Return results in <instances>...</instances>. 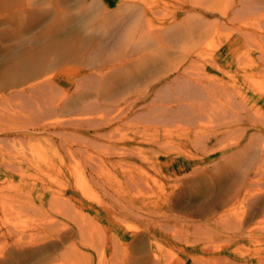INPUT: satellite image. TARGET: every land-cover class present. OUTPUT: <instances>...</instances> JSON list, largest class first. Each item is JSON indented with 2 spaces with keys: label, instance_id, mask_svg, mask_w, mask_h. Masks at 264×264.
<instances>
[{
  "label": "bare ground",
  "instance_id": "6f19581e",
  "mask_svg": "<svg viewBox=\"0 0 264 264\" xmlns=\"http://www.w3.org/2000/svg\"><path fill=\"white\" fill-rule=\"evenodd\" d=\"M156 1L0 0V104H6V108L3 104L4 108L0 107V138L20 142L43 132L49 134L50 145L69 151L86 145L90 128L100 134L105 126L131 116L143 118L140 121L145 129L150 125L165 131L169 121L186 119L193 124V130L187 129L195 133L191 142L196 147L194 152H183L185 161L194 163L186 174L198 177L203 187L195 196L204 197L208 190L219 189L209 202L206 199L204 208L196 210L207 222L193 223V227L212 225L216 230H231L233 241L245 240L252 236L248 233L253 227H248L250 232L246 228L248 221L264 214V93L249 94L243 86L213 87L216 80L208 71L221 63L213 58L209 66L193 74V58L198 53L179 43L187 38L194 43L205 36L207 32L194 20L188 21L205 9L197 11L196 0H181L174 4L178 10L166 17L160 8L170 2ZM242 10L238 5L233 12ZM79 19L84 28L73 33L70 25ZM144 42L150 50L146 51ZM260 62L253 61L252 66L259 68ZM155 85H161L160 89ZM224 94L232 95L223 98ZM6 116L15 118L13 125L1 121ZM208 123L211 131L205 135L201 128ZM217 126H225L226 133L235 126L241 133L236 131L239 137L218 147L224 141L218 138ZM185 137L190 138V134ZM143 141L152 149L151 143H159V138ZM198 148L200 152H196ZM177 152L174 156H182L180 150ZM169 155L162 153L166 158ZM178 179L174 180L176 185ZM260 242L263 246L256 252V264H264V243ZM220 264L246 261L222 259Z\"/></svg>",
  "mask_w": 264,
  "mask_h": 264
},
{
  "label": "rangeland",
  "instance_id": "374dc122",
  "mask_svg": "<svg viewBox=\"0 0 264 264\" xmlns=\"http://www.w3.org/2000/svg\"><path fill=\"white\" fill-rule=\"evenodd\" d=\"M167 1L170 3L160 8L166 17L178 10L181 0ZM246 1L196 0L197 11L200 7L205 10L188 21L194 20L207 33L200 42L187 38L179 44H187L193 47L194 54L198 53L193 58V74L209 66L212 58L221 61L208 71L216 80L213 87L243 86L249 94L259 95L264 93V2ZM245 3L251 8L241 5ZM237 4L243 10L234 13ZM83 28L82 19L70 25L73 33ZM146 43L147 51L151 46ZM253 61H261L259 68L252 66ZM155 86L160 89L161 85ZM230 95L224 94L223 98ZM185 98L190 101V97ZM132 117L112 122L100 134L90 128L86 145L77 150L73 147L72 152L50 145L49 134L43 132L20 142L0 138V264H220L222 259L256 264V252L263 246L259 242L264 243V214L248 221L247 225H251L246 228L252 230L248 233L252 236L247 235L245 240L233 241L231 230H216L212 225L193 227V223L207 222L196 210L204 208L206 199L209 202L219 190H208L204 197H197L195 192L203 188L202 184L195 175L186 174L194 163L186 162L183 154L196 150L191 142L195 133L187 129L193 130V124L175 118L166 124L168 131L150 125L145 129L140 121L143 118ZM4 119L1 121L8 125L15 120L10 116ZM208 124L201 128L203 133L211 131L212 124ZM231 127L229 133L225 126L218 128V138L224 141L218 147L241 133ZM189 134L190 138H186ZM152 135L159 138V143H151L149 149L143 140ZM126 148L135 153L130 155L131 150ZM177 149L182 156H174ZM163 152L170 155L163 157ZM196 152H200L199 148ZM127 174L136 176L135 180L131 182ZM174 176L181 185L175 184Z\"/></svg>",
  "mask_w": 264,
  "mask_h": 264
}]
</instances>
